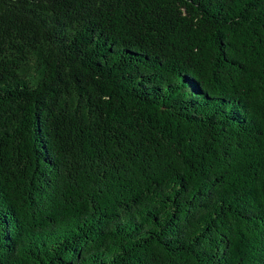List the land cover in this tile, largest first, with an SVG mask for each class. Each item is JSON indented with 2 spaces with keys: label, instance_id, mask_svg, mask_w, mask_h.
Returning a JSON list of instances; mask_svg holds the SVG:
<instances>
[{
  "label": "trees",
  "instance_id": "obj_1",
  "mask_svg": "<svg viewBox=\"0 0 264 264\" xmlns=\"http://www.w3.org/2000/svg\"><path fill=\"white\" fill-rule=\"evenodd\" d=\"M0 264H264V0H0Z\"/></svg>",
  "mask_w": 264,
  "mask_h": 264
}]
</instances>
